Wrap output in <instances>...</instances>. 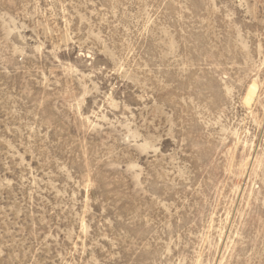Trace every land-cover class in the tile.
I'll return each mask as SVG.
<instances>
[{"label": "rangeland", "instance_id": "obj_1", "mask_svg": "<svg viewBox=\"0 0 264 264\" xmlns=\"http://www.w3.org/2000/svg\"><path fill=\"white\" fill-rule=\"evenodd\" d=\"M0 264H264V0H0Z\"/></svg>", "mask_w": 264, "mask_h": 264}, {"label": "bare ground", "instance_id": "obj_2", "mask_svg": "<svg viewBox=\"0 0 264 264\" xmlns=\"http://www.w3.org/2000/svg\"><path fill=\"white\" fill-rule=\"evenodd\" d=\"M252 88V87H251ZM253 89H254V86H253ZM254 93V90H249L248 94H247V98H246V101L248 102V100L252 97Z\"/></svg>", "mask_w": 264, "mask_h": 264}]
</instances>
